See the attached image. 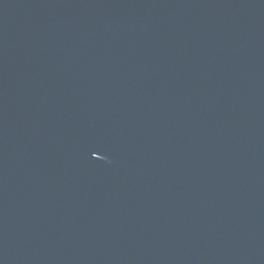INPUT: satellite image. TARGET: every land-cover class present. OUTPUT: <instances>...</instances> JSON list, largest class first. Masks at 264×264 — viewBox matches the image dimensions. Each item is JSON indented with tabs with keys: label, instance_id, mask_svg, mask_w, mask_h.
<instances>
[{
	"label": "water",
	"instance_id": "95a60500",
	"mask_svg": "<svg viewBox=\"0 0 264 264\" xmlns=\"http://www.w3.org/2000/svg\"><path fill=\"white\" fill-rule=\"evenodd\" d=\"M0 264H264V0H0Z\"/></svg>",
	"mask_w": 264,
	"mask_h": 264
}]
</instances>
